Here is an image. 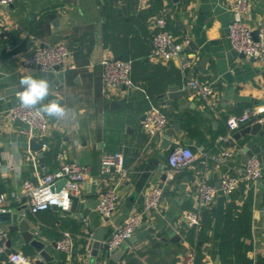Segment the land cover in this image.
Listing matches in <instances>:
<instances>
[{"label": "crops", "instance_id": "crops-1", "mask_svg": "<svg viewBox=\"0 0 264 264\" xmlns=\"http://www.w3.org/2000/svg\"><path fill=\"white\" fill-rule=\"evenodd\" d=\"M234 2L15 0L9 5L0 4V192L8 195L5 207L24 202L22 180L37 181L43 173L56 168L60 164L56 153L60 150H65L66 160L87 167L83 192L73 209L71 204L68 212L49 208L38 213L30 211L26 216L30 225L40 228L35 236L45 243L52 257L48 264H184L189 254L198 249L206 264H214L218 255L221 264L220 239L228 204L243 205L250 190L253 250L249 255H264V177L257 183L242 181L231 193L218 187L208 208L212 222L207 240L196 235L190 241L186 233L191 227L185 211L195 207L200 178L217 186L223 176L241 174L246 162L242 153L248 158L259 157L264 169V132L248 133L235 146L227 145L234 132L227 128V116L240 114L247 106L264 104V66L235 50L229 39ZM162 11L168 13L169 29L188 42L181 56L159 62L150 55L154 33L150 20ZM245 21L254 29L264 26V0H251ZM59 41H65L72 50L66 64L75 67L65 71L64 79L59 80L61 87L47 77L36 78L49 81V95L37 105L43 107L55 100L65 109L63 116L50 117L46 138L49 145L37 151L31 147L32 138L18 133L20 121L9 115V108L19 101L18 91L12 89L21 85L19 73H30L23 69L22 58L42 43ZM104 57L133 60V87L103 89L100 61ZM182 58L192 61L190 74L215 87L209 102L191 96L185 88ZM228 71L233 75L229 81L223 77ZM174 86L184 89L187 103L168 101L166 94ZM156 107L169 113L165 135L172 143L166 150L160 147L162 137H150L142 125L143 115ZM192 115V127L203 133L204 140L183 125ZM177 145L190 146L196 158L171 179L167 177L168 154ZM224 148L235 153L226 162L208 159L203 163L204 157ZM114 152L125 157L124 175L102 173V156ZM159 183L164 185V199L158 209L143 212L133 245L116 259L106 247L102 256L91 261L92 235L98 228H105V239L109 238L116 225L143 209L145 192ZM109 186H117L122 196L112 221L106 222L92 200L97 201ZM7 223L0 222L4 246L0 264H13L10 255L15 252L27 255L34 264L30 256L33 247L20 242L15 232H2ZM65 232L73 237L71 255L53 245ZM8 239L15 250L12 253L7 251Z\"/></svg>", "mask_w": 264, "mask_h": 264}, {"label": "built area", "instance_id": "built-area-1", "mask_svg": "<svg viewBox=\"0 0 264 264\" xmlns=\"http://www.w3.org/2000/svg\"><path fill=\"white\" fill-rule=\"evenodd\" d=\"M15 0H0L1 5L12 4ZM144 4H149L152 0H142ZM251 5V0H235L234 16L229 25V39L232 47L238 52L254 57L264 66V26L258 28V38L255 39V30L245 21V15ZM166 11L155 15L150 20L154 29L152 39L151 57L155 61H169L174 57L181 56L184 44L187 39L179 40L178 36L169 29ZM72 55V50L65 41L47 43L32 50L31 53L22 58V67L27 72L51 71L55 66H59L58 71H66L74 68L75 64H66V60ZM102 84L103 89L108 91L114 87H133L132 82V59H122L115 57H104L101 59ZM192 61L190 58L181 59V72L185 79V88L193 97H198L209 102L215 93V87L206 81L193 76L189 72ZM23 91L17 92V95ZM39 105L23 107L17 101L9 108V115L12 119H19L20 125L18 133L27 137L39 140L42 148L48 147L46 141L50 131V117L46 113H41ZM254 122H264V104L247 106L240 114H230L226 118V125L229 132L236 131L246 124ZM169 124V117L165 111L156 107L146 113L142 121L145 132L150 137H164ZM230 148H224L218 152H213L203 159L206 164L208 159L224 163L234 155ZM59 165L53 170L43 173L37 181L31 178L22 180L23 198L18 193L13 195L29 206L32 213L52 208L53 205L61 206L62 210H68L72 204V196L81 195L83 192V182L86 178L87 167L78 162H70L65 159V150L56 153ZM196 158V153L188 145H177L168 154L167 171L168 178H174L176 173L189 166ZM10 168H13L11 166ZM102 173L111 171L121 175L126 173L125 157L121 152L105 153L102 156ZM264 177L262 162L257 156H250L244 164V168L239 175H225L220 180V187L226 193L234 191L238 185L245 181L247 183H257ZM66 179L63 186L57 190V182ZM197 199L195 207L185 211V218L190 227L199 229L203 217V211L211 207L216 191L215 183H211L207 178L202 177L197 181ZM122 194L117 186H109L100 195L97 205L98 211L106 222L112 221L117 209L118 202ZM8 195L0 192V211H6L5 201ZM164 199V185L152 184L144 195L143 209L129 214L123 222L116 225L109 238L105 239V246L113 249L122 244L126 237L135 234L140 224L143 212L158 209ZM1 238V237H0ZM57 248L71 255L74 248L73 237L70 232H65L57 240ZM4 251V246L0 241V254ZM196 253H190L184 264H196ZM13 264H30V258L21 253L15 252L10 255ZM72 264V263H66Z\"/></svg>", "mask_w": 264, "mask_h": 264}, {"label": "water", "instance_id": "water-1", "mask_svg": "<svg viewBox=\"0 0 264 264\" xmlns=\"http://www.w3.org/2000/svg\"><path fill=\"white\" fill-rule=\"evenodd\" d=\"M253 36L255 39L258 38V29H255L253 31ZM44 43L41 44V46H43ZM244 54V53H243ZM120 58V57H117ZM59 70V66H55L54 70L51 71H36V72H30V73H19L18 77L19 80L21 79V77L24 76H29L31 75L34 79L37 78V76L39 77H47L52 83H54V85H58L60 84L61 79H64V75L65 72L64 71H58ZM228 81L230 79L233 78V75L230 71L226 72L224 74V76ZM60 87L62 86L61 84L59 85ZM26 86H22V85H18L16 87H14L15 91H24ZM59 87V88H60ZM167 97H168V101L171 99H177L179 101V103L181 104H185L187 103L188 99L186 97L185 91L184 89H180L178 86H174L171 87L170 90L167 92ZM143 119L145 118V115H143L142 117ZM19 120V119H17ZM20 121V120H19ZM263 133L264 132V122H254V123H250V124H246L243 127H241L240 129L236 130L233 132L232 136H230L229 141L227 142V145L230 146H235L236 141L241 138L242 136H245L246 134L250 133V134H256V133ZM31 143V147L37 151H41L42 149V145L41 143L37 142L35 139H31L30 140ZM172 143L171 138L169 135H165L164 137H162L161 139V143H160V147L161 149H168L169 145ZM242 157L247 161L248 157L246 155H244L242 153ZM166 174L163 175V177H165ZM66 182V179H61L57 182V190H59L63 184ZM220 187V183L219 185H217V188ZM81 196H72V208H74L75 205H77L78 200ZM93 202H95L96 204L99 203V199H97V201L92 200ZM53 209H58V210H62L61 206L58 205H53L52 206ZM66 211V210H63ZM68 212V211H66ZM30 213V208L26 203H21L20 205H13L12 207H10L9 209H7L6 211H0V222H5L8 221V223L4 226V228H2V232L3 233H11V232H15L19 235V240L22 243H29L32 247L33 250L31 251V258L34 261V264H48V261L52 260V257L49 255V253L46 251L45 249V243L40 240L39 238H37L35 236V234L40 230L39 227H34L32 225H30L29 223V218H27L26 216ZM105 228L103 227H99L97 232L92 235V239H93V251H92V259L91 261H93V259L96 256H102L103 250L104 248H106L105 246ZM137 240V237L135 235L126 237L124 239V241L122 242L121 245L111 249V257L116 259L118 257L119 254H121L125 249H127V247L130 245H133V242ZM53 245L57 246V242L54 241ZM7 251L9 253L14 252L15 250L11 248V239H8L7 241ZM214 264H219V255L217 256L216 260L214 261Z\"/></svg>", "mask_w": 264, "mask_h": 264}, {"label": "trees", "instance_id": "trees-1", "mask_svg": "<svg viewBox=\"0 0 264 264\" xmlns=\"http://www.w3.org/2000/svg\"><path fill=\"white\" fill-rule=\"evenodd\" d=\"M179 40H182L178 37ZM165 111V109H164ZM169 117V113L165 111ZM195 116H191L184 122V127L191 133L198 134L202 140L204 135L202 132H196L192 127ZM253 190H250L246 201L243 205H238L230 202L227 207L225 226L220 239V262L221 264H264V255H259L256 258L250 256L253 250L252 240V218H253ZM46 210V209H45ZM40 212V211H39ZM38 213V212H37ZM212 213L205 209L201 225L197 230L191 227L186 233L190 241H194L196 235L198 239L207 240V231L211 227ZM244 238L249 239L246 241ZM86 243V240L82 241ZM201 249L196 251L195 263L206 264L203 260Z\"/></svg>", "mask_w": 264, "mask_h": 264}, {"label": "clouds", "instance_id": "clouds-1", "mask_svg": "<svg viewBox=\"0 0 264 264\" xmlns=\"http://www.w3.org/2000/svg\"><path fill=\"white\" fill-rule=\"evenodd\" d=\"M20 84L26 86L24 91L18 96L23 107L36 105L49 95V81L47 79H34L29 75L21 77ZM40 112L46 113L49 117L63 116L65 109L59 102L53 100L50 103L43 105Z\"/></svg>", "mask_w": 264, "mask_h": 264}]
</instances>
